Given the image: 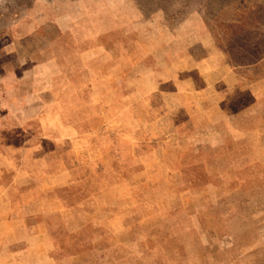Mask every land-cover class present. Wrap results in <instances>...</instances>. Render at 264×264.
Returning <instances> with one entry per match:
<instances>
[{
	"label": "rangeland",
	"instance_id": "1",
	"mask_svg": "<svg viewBox=\"0 0 264 264\" xmlns=\"http://www.w3.org/2000/svg\"><path fill=\"white\" fill-rule=\"evenodd\" d=\"M193 15L237 61L264 64V0H0V95L27 105L1 119L45 101L61 128L43 140L34 121L3 141L41 156L0 174V264H264V108L249 127L154 94L176 52L162 30Z\"/></svg>",
	"mask_w": 264,
	"mask_h": 264
},
{
	"label": "crops",
	"instance_id": "2",
	"mask_svg": "<svg viewBox=\"0 0 264 264\" xmlns=\"http://www.w3.org/2000/svg\"><path fill=\"white\" fill-rule=\"evenodd\" d=\"M189 19L190 20H185L183 25L177 32L175 31V33L170 30H162L165 34L163 37L168 39L167 42L165 40L163 46L169 43L174 46L176 52L173 54L170 53L172 57L171 60L173 61L170 62L169 70H167L169 74H167V72L164 74L157 73L154 94L160 96L163 101H166L167 104H169V109L176 112V114L183 113L184 116L189 115L193 118L199 113L217 110L220 111L219 113L221 116L223 113V117L225 118H230L231 115L233 117L249 118V127H252V125L256 126L252 121L257 122V111L264 108V75L263 79L256 81L251 77L250 68L258 66L264 70L263 61L259 60L254 66L237 61L242 58L240 57L236 60L237 57H234L233 52L225 51L227 45L223 47L222 42L216 41L213 38L207 28L208 24L203 17L193 15ZM114 20V17L111 16L112 30L115 29ZM194 23L195 25L197 24L201 32L199 39L195 42L191 38L189 42L183 44V46L177 45L180 39H189L192 37L194 34ZM251 42L257 43V40L254 39V41L252 40ZM257 47L258 45L255 46L256 49ZM143 55L145 56V53ZM262 58H264V56ZM28 64L32 68L33 60L28 58L26 60V65L28 66ZM52 65L53 63L50 62V64L39 65L38 68L35 67L33 69V77L41 71L49 70L52 68ZM176 67H178L177 72L172 73L171 71L176 69ZM63 75H67V73L64 72ZM167 76H169V78L165 79ZM253 80L255 82H252ZM47 91L49 90H42L43 95H49L50 92ZM44 104L45 101L41 104V112H38L36 116L31 112L28 114L26 111L24 116L20 114L18 116L20 112L16 111V113L9 112L7 116L1 119L3 116L2 114H4L2 112L3 109L11 110L15 108V110H18L22 108L23 110L27 109V105L26 102L20 105L17 103L13 105L11 100H2L0 95V157L2 152L5 151L4 157L8 158V161L6 160V162H4L5 164H2L3 160L0 159V174L6 173L4 172L5 169L9 173L18 171L19 166L16 163L18 155L25 157V162L20 173L24 170H29V165H31L30 162L34 161L38 156H41V154L37 155L41 150L40 145L37 147H32L31 145L30 147H28V145L25 147H12L8 145V150L6 151V144H3V141L9 139L12 141L17 140V127L38 121L42 126L43 133L41 138L43 140L61 139L59 135L61 133V128H59L55 122L47 123L49 120L48 110L50 108L49 105ZM55 105L58 104L55 103ZM229 110L234 111L230 113ZM15 114H17V117L13 118ZM24 135L27 140L34 139L35 137L32 133L28 134V132L25 134L22 133L20 137ZM4 179L5 178L0 176V188L2 190L4 188ZM6 201L8 202V200ZM1 219L2 216L0 214V222ZM80 264L89 263L82 262ZM97 264L126 263L104 261ZM137 264L145 263L137 262Z\"/></svg>",
	"mask_w": 264,
	"mask_h": 264
}]
</instances>
